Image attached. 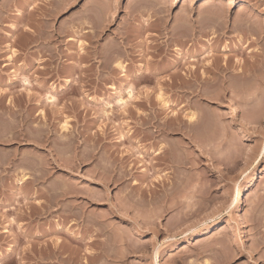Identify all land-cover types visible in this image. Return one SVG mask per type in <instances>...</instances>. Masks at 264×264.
Masks as SVG:
<instances>
[{"label":"rangeland","instance_id":"1","mask_svg":"<svg viewBox=\"0 0 264 264\" xmlns=\"http://www.w3.org/2000/svg\"><path fill=\"white\" fill-rule=\"evenodd\" d=\"M263 102L264 0H0V264H264Z\"/></svg>","mask_w":264,"mask_h":264},{"label":"bare ground","instance_id":"2","mask_svg":"<svg viewBox=\"0 0 264 264\" xmlns=\"http://www.w3.org/2000/svg\"><path fill=\"white\" fill-rule=\"evenodd\" d=\"M235 4V3H234ZM252 20V19H251ZM257 27H259V26H257ZM250 28V27H249ZM262 29V28H261ZM251 35V34H250ZM249 35V36H250ZM198 38V37H197ZM81 47V46H80ZM82 48V47H81ZM14 52V51H13ZM248 52V51H247ZM118 59V58H117ZM116 59V60H117ZM202 61H203V59H202ZM191 62V61H190ZM226 62V61H225ZM118 63V62H117ZM258 63V62H257ZM202 64V63H201ZM229 65V64H228ZM228 65H227V62L226 63H223L221 66L219 65V66H217V71H218V73H220V71H221V69L222 70H224V69H227V67H228ZM231 67V66H230ZM117 70H119V71H121V72H124V65H122V64H120V63H118L117 64ZM201 70V69H200ZM252 70V69H251ZM126 71V70H125ZM242 71V70H241ZM240 72V71H239ZM217 73V74H218ZM222 73V72H221ZM183 74V73H182ZM189 74H190V77L192 78L191 80H193L190 84H189V86L187 87L188 89H189V91L191 92V93H196V92H198V91H202L203 89H204V87L207 85L206 83H207V81H206V79H207V75L205 74V72L204 71H201V73L199 74H197L196 73V68L195 67H192L191 69H190V72H189ZM246 74V73H245ZM249 74V75H248ZM247 75L248 76H250V73H248ZM187 75V74H186ZM212 75V74H211ZM219 75V74H218ZM241 75H242V73H241ZM245 76V75H244ZM213 77V76H212ZM237 77V76H236ZM240 77V76H239ZM251 77V76H250ZM122 78V77H121ZM238 78V77H237ZM246 78V77H245ZM252 78V77H251ZM135 79V78H134ZM138 80V79H137ZM218 80V79H217ZM212 81V80H211ZM27 82V81H26ZM254 82V81H253ZM256 82V81H255ZM27 84V83H26ZM213 84V83H212ZM220 85V84H219ZM252 85V84H251ZM128 86V85H127ZM254 86H255V83H254ZM255 88V87H254ZM127 90L125 91V93H126V95H127V99L125 100H123V99H121V98H119L118 99V101H116V102H118V106H125L126 105V102H128L129 103V101L128 100H130V99H132V94H133V88L131 87H127L126 88ZM135 89V88H134ZM241 89V88H240ZM243 89V88H242ZM252 89V88H251ZM258 89V88H257ZM112 90L113 91H115L116 89H115V87H112ZM187 90V89H186ZM206 90V89H205ZM209 91V90H208ZM253 91H255V90H253ZM252 91V92H253ZM242 92V91H241ZM249 92V91H248ZM113 93V92H112ZM207 93V92H206ZM254 93V92H253ZM208 94V93H207ZM247 94V93H246ZM246 94H244V95H246ZM160 95V94H159ZM210 96V95H209ZM242 96V95H241ZM247 96V97H246ZM245 97V101H246V103H250L251 101H253V96L254 95H252V93L251 94H248V95H246ZM252 96V97H251ZM256 96V95H255ZM46 97V96H45ZM134 97V96H133ZM244 99V98H243ZM257 99V98H256ZM89 100V99H88ZM160 100V99H159ZM56 101V100H55ZM54 101V97H52V96H48V97H46V103H49V104H52V103H54L55 102ZM45 102V101H44ZM242 102V101H241ZM254 102V101H253ZM81 104V103H80ZM116 104V103H115ZM244 104V103H243ZM252 104V103H251ZM194 105V104H193ZM240 105V104H239ZM247 106H248V104H247ZM263 106H264V102H263ZM196 108V107H195ZM246 108V107H245ZM251 108V107H250ZM199 110V109H198ZM242 110H243V108H242ZM264 111V110H263ZM108 114V113H107ZM262 114V113H261ZM108 116V115H107ZM198 120V117H197V115L196 114H191V116H189V118H188V121L189 122H193L194 123V121H197ZM192 123V124H193ZM67 124H68V122L66 121L64 124H62L63 125V128L62 129H64V131L65 130H67L68 129V126H67ZM165 125V124H164ZM190 125V124H189ZM156 127V126H155ZM158 127V126H157ZM160 127H162L161 125H160ZM140 128V127H139ZM163 128V127H162ZM159 129V128H158ZM157 129V130H158ZM161 129V128H160ZM151 133V132H150ZM147 134V133H146ZM153 134V133H152ZM220 134V133H219ZM221 137V136H220ZM128 138V137H127ZM138 140V139H137ZM163 141V140H162ZM136 147V146H135ZM161 148L162 147H160L159 148V150H161ZM171 148V147H170ZM153 151V150H152ZM155 151V150H154ZM173 151V150H172ZM251 152H252V150H250ZM254 151V150H253ZM171 152V151H170ZM247 152V151H246ZM149 153V152H148ZM155 153V152H154ZM161 153L163 154V152H160V151H157V153H156V155H161ZM173 153V152H172ZM256 153V152H255ZM258 153V152H257ZM143 154V153H142ZM174 154V153H173ZM248 154V153H247ZM260 154V153H259ZM228 156V155H227ZM246 156H248V155H246ZM249 156H251V155H249ZM158 157V156H157ZM249 158V157H248ZM142 159V158H141ZM152 165V164H151ZM120 172V171H119ZM173 174V173H172ZM26 176V175H25ZM162 178H164V177H162ZM22 181H25L26 180V178L25 177H22V179H21ZM169 185V184H168ZM170 187V186H169ZM172 188V187H171ZM164 190V189H163ZM171 190V189H170ZM169 193V192H168ZM249 195V194H248ZM170 198V197H169ZM173 198H174V196H173ZM248 198V197H247ZM171 199V198H170ZM169 199V200H170ZM165 200V199H164ZM168 201V200H167ZM173 201V200H172ZM126 202H127V200H126ZM174 203V202H173ZM174 205V204H173ZM129 207V206H128ZM169 207H171V206H169ZM125 208H126V206H125ZM172 208V207H171ZM167 210V209H166ZM152 211V210H151ZM137 212V211H136ZM135 212V213H136ZM134 213V212H133ZM138 213V212H137ZM147 214V213H146ZM136 215V214H135ZM138 216V215H137ZM140 217H142V216H140ZM147 217V216H146ZM153 217H154V215H153ZM188 217V216H187ZM181 219V218H180ZM186 219V218H185ZM147 222V221H146ZM222 230H224V228L222 227L221 229H219L218 231H217V233H220ZM223 232V231H222ZM135 249V248H134ZM76 257V256H75ZM205 263V262H204ZM207 263V262H206Z\"/></svg>","mask_w":264,"mask_h":264}]
</instances>
